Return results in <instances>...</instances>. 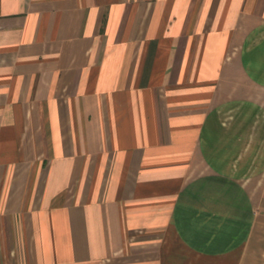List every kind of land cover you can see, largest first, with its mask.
<instances>
[{
    "label": "crops",
    "instance_id": "0c3cea01",
    "mask_svg": "<svg viewBox=\"0 0 264 264\" xmlns=\"http://www.w3.org/2000/svg\"><path fill=\"white\" fill-rule=\"evenodd\" d=\"M0 264H264V0H0Z\"/></svg>",
    "mask_w": 264,
    "mask_h": 264
}]
</instances>
